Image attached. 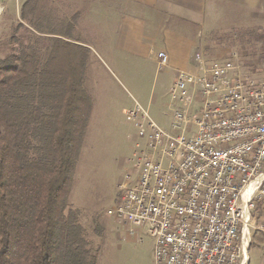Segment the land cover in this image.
Returning <instances> with one entry per match:
<instances>
[{
  "label": "rangeland",
  "instance_id": "obj_1",
  "mask_svg": "<svg viewBox=\"0 0 264 264\" xmlns=\"http://www.w3.org/2000/svg\"><path fill=\"white\" fill-rule=\"evenodd\" d=\"M171 1L176 5L163 8V26L158 27L153 16V25H147L152 32L158 28L156 41L139 50L125 39L131 21L143 26L138 21L142 13L131 1L0 0L5 7L0 36L7 27V16L23 21L41 41L74 45L75 67H81L78 72L92 113L70 203L79 213L91 245L99 251L98 264H155V239L145 230L131 233L108 214L120 200L125 176L130 174L131 184L136 183L135 153L149 151L147 138H141L134 123L127 120V111L139 104L159 126L177 135L179 131L171 127L169 88L180 71L191 69L189 60L196 50L205 44L203 52L208 59L241 62L245 52L255 51L262 42L252 10L235 7L227 0ZM161 48L170 55L165 67L158 64ZM212 51L215 56L209 55ZM256 68L253 72L252 67H243L263 80L264 67ZM136 144L139 149L134 148ZM260 224L264 227V220ZM249 257V264H264V230L253 233Z\"/></svg>",
  "mask_w": 264,
  "mask_h": 264
},
{
  "label": "built area",
  "instance_id": "obj_2",
  "mask_svg": "<svg viewBox=\"0 0 264 264\" xmlns=\"http://www.w3.org/2000/svg\"><path fill=\"white\" fill-rule=\"evenodd\" d=\"M193 60L169 88L177 135L139 104L127 111L149 151L135 153L136 183L125 176L108 214L155 239V264H249L252 235L264 230V79L202 51ZM168 61L160 51L159 67Z\"/></svg>",
  "mask_w": 264,
  "mask_h": 264
},
{
  "label": "trees",
  "instance_id": "obj_3",
  "mask_svg": "<svg viewBox=\"0 0 264 264\" xmlns=\"http://www.w3.org/2000/svg\"><path fill=\"white\" fill-rule=\"evenodd\" d=\"M5 20L0 36V264H98L99 251L70 203L92 113L81 67H75L74 45L41 41L23 21ZM243 57L264 60V40ZM258 210L264 211L263 202Z\"/></svg>",
  "mask_w": 264,
  "mask_h": 264
},
{
  "label": "crops",
  "instance_id": "obj_4",
  "mask_svg": "<svg viewBox=\"0 0 264 264\" xmlns=\"http://www.w3.org/2000/svg\"><path fill=\"white\" fill-rule=\"evenodd\" d=\"M128 1L132 2L131 6L133 8L139 9L141 11L142 16L140 17H143V18H140V20L138 21H140V23H142L143 26L139 27V25H134L132 24L133 22L131 21V23H129V27H126V30H125L126 32L125 39L126 41L137 45L139 50H144L148 48L151 45V43L155 42L157 38L156 34L158 32V28H157V32L156 31L152 32L150 31L151 29L149 30L148 28V26L153 25L154 18H152V16L155 17V19H157V24H159L158 27H160V25L163 26L164 17H165L163 8L164 9L168 7L171 8V6H173L174 3L171 0H128ZM186 1L190 2V0H186ZM227 1L229 2V4L235 7H239V8L243 7V8H246V9H249L255 12L253 14H255V17L258 18L256 22L257 23L256 31H259L261 33L259 36V40L263 41L264 40V0H227ZM100 2H102V0H100ZM104 6L108 7V4L106 3V5ZM149 15H151V17ZM146 40L148 41L147 43H146ZM261 44L262 42L260 43V46ZM201 47L198 48L196 52L197 51L203 52V47H205V44H202ZM160 51H165L167 53V50L165 48H161ZM213 52L215 51L210 52L211 54L209 55L215 56ZM203 53L207 55V52L204 51ZM168 57L170 58L169 54H168ZM193 59H194V55L193 57H191V60H189V67H191V69L187 71H191V72L195 71V65H194ZM226 61H232V62L238 63L242 67H255V66L263 67L264 66V60L262 58L258 59V58L248 57V58H244V60L241 62L239 60L237 61L224 60L223 62H226ZM263 214L264 212H262L261 215L263 216ZM262 220L264 219L261 218V221Z\"/></svg>",
  "mask_w": 264,
  "mask_h": 264
}]
</instances>
